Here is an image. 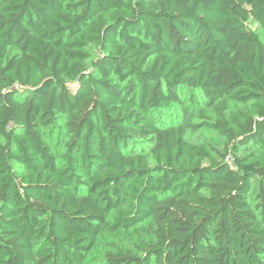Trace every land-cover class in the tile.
I'll return each mask as SVG.
<instances>
[{"label": "trees", "instance_id": "obj_1", "mask_svg": "<svg viewBox=\"0 0 264 264\" xmlns=\"http://www.w3.org/2000/svg\"><path fill=\"white\" fill-rule=\"evenodd\" d=\"M264 0H0V264H264Z\"/></svg>", "mask_w": 264, "mask_h": 264}, {"label": "rangeland", "instance_id": "obj_2", "mask_svg": "<svg viewBox=\"0 0 264 264\" xmlns=\"http://www.w3.org/2000/svg\"><path fill=\"white\" fill-rule=\"evenodd\" d=\"M260 32H261L262 35L264 34V31L263 30H261Z\"/></svg>", "mask_w": 264, "mask_h": 264}]
</instances>
